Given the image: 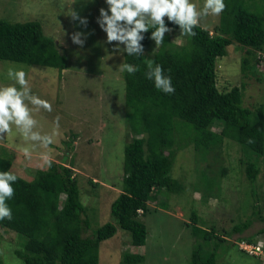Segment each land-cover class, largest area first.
Segmentation results:
<instances>
[{
    "label": "trees",
    "instance_id": "obj_1",
    "mask_svg": "<svg viewBox=\"0 0 264 264\" xmlns=\"http://www.w3.org/2000/svg\"><path fill=\"white\" fill-rule=\"evenodd\" d=\"M225 2L227 6L213 32L200 25L195 29L196 36H186L182 45L173 42L171 35L166 33L165 43L153 53L149 50L155 43L148 39L149 32L142 41L143 56L130 57L124 53L123 62L136 65L138 70L134 74H122L127 131L131 136L124 148L123 190L111 204L113 222L98 227L94 235H85L90 230L91 218L81 198L74 166L64 162L68 154L63 155V162L53 161L51 167L36 169L29 179L13 171L14 154L0 145V170L11 168L18 176L13 185L15 195L8 201L13 218L0 221V228L18 235L22 248L15 252L25 264H99L101 243L113 237L118 227L131 234L133 245L144 246L148 229L141 215L149 210L152 205L149 203H154L159 194L170 195L185 189L184 182L171 172L178 148L189 143L204 159L210 150L221 149L226 140L239 144L240 162L254 198L253 212L245 221L235 223L230 232L238 233L235 242L244 251V243L259 242L256 235L243 233L255 220H264L256 186L262 169L260 159L264 157V102L245 103L244 81L221 90L218 61L227 55L230 46H236L244 51L241 58L243 77L258 72V63L252 59L259 62V58H263L264 62V0ZM165 20L167 23V17ZM169 27L179 31L178 25L169 23ZM60 46L46 33L39 20L14 22L0 18V60L61 71L68 67L70 57L60 51ZM150 60L161 64L172 77L174 93L157 90L147 79ZM215 125L221 130H215ZM73 140H65V144L73 147ZM36 156H31V161L40 159V155ZM24 159L28 160L25 156ZM204 171L200 186L206 187L202 196L206 201L216 181L207 179ZM226 172L227 169H223V175ZM89 181L93 185L98 183L93 179ZM161 206L166 207V203ZM192 215L194 236L204 239V243L211 239L226 240L222 236L226 230L219 235L215 226L197 225L198 214ZM259 233H264V228ZM209 251L198 242L190 264H218L217 251ZM122 255L121 264H144L146 259L138 252L128 251Z\"/></svg>",
    "mask_w": 264,
    "mask_h": 264
},
{
    "label": "rangeland",
    "instance_id": "obj_2",
    "mask_svg": "<svg viewBox=\"0 0 264 264\" xmlns=\"http://www.w3.org/2000/svg\"><path fill=\"white\" fill-rule=\"evenodd\" d=\"M196 2L202 7L204 0ZM74 6L88 18L87 28L66 16ZM101 7H107L104 0H95V3L87 0H0V18L14 22L41 21L46 33L61 45L60 51L70 57L68 67L61 71L54 67L0 60V84L12 83L6 77L9 66L23 67L29 74L32 91L51 102V111L41 109L34 113L38 121L35 130L42 134L55 132L54 143L47 148L39 146L38 142L25 141L15 128L6 138L0 139V145L14 154L13 171L29 179L36 169L47 167L41 153H48L55 162H63V155L68 154L64 162L74 166L81 198L88 206L91 218L90 230L85 235H94L98 227L114 220L111 204L123 190L124 148L131 138L127 131L125 80L123 72L116 71L124 61V54L114 50L116 42L105 43L106 33L96 22ZM219 21L220 15H208L200 25L213 32ZM75 31L91 33L83 47L72 42L71 34ZM169 34L179 45L186 42V35L179 31L173 29ZM157 48L154 44L149 52L153 53ZM242 55L243 50L230 46L227 55L219 59L218 86L228 90L244 81L245 103L264 102L263 58L258 56L259 62L252 59L258 63V72L244 78ZM214 129L221 130L218 125ZM72 139L74 146L68 147L65 140L72 142ZM33 143H37L35 148H31ZM23 147H30L31 156L40 155V159L26 161ZM241 155L239 144L232 140H226L221 149L210 150L205 159L192 143L178 148L171 173L184 182L185 189L170 195L161 193L154 203H149L152 204L149 210L141 215L148 229L144 246L133 245L131 234L118 227L113 237L101 243L99 264H121L122 254L128 251L145 255L144 264H190L198 242L204 244L206 252L217 251L218 264H264V253L254 256L242 250L235 242L238 233L230 232L235 223L245 221L253 212L254 198L240 162ZM260 161L262 169L256 186L264 215V157ZM225 168L227 172L223 175ZM203 171L207 179L216 181L206 201L202 198L206 187L200 186ZM90 179L98 183L93 185ZM162 203H166V207L161 206ZM195 212L198 214L197 225L215 226L219 235L226 230L227 233L222 235L226 240L211 239L204 243V239L194 236L191 225L195 223L192 215ZM262 228L264 220L257 219L243 235H256L264 246V233H259ZM0 234V264H25L15 252L22 248L18 235L2 228Z\"/></svg>",
    "mask_w": 264,
    "mask_h": 264
},
{
    "label": "clouds",
    "instance_id": "obj_3",
    "mask_svg": "<svg viewBox=\"0 0 264 264\" xmlns=\"http://www.w3.org/2000/svg\"><path fill=\"white\" fill-rule=\"evenodd\" d=\"M87 2L95 3V0ZM104 3L107 7L99 9L96 22L106 33L105 43L116 42L114 50L127 53L130 57L144 55L145 46L142 41L145 40L146 33L150 32L148 39L154 41L156 46L164 44L165 34L173 31L169 23L178 25L181 35L195 37V29L200 26L204 17L219 16L227 6L225 0H204L202 7L198 6L196 0H104ZM66 16L71 21L78 22L79 26L87 28L88 18L82 16L77 7L69 9ZM89 35L90 32L75 31L71 34V40L83 47ZM137 70L136 65L122 62L116 71L134 74ZM6 77L12 83L0 84V139L6 138L15 128L25 141L38 142L39 146L45 148L52 145L55 132L42 134L35 130L38 121L34 117V113L41 109L51 111V102L32 91L29 74L23 67L9 66ZM146 77L157 90L165 94L175 92L172 77L166 74L161 64L150 60ZM36 146L37 143H33L31 148ZM22 151L26 158H31L30 147H23ZM41 159L51 167L53 161L48 153H41ZM17 180L18 176L11 168L0 170V221L13 218V210L8 201L15 195L13 185Z\"/></svg>",
    "mask_w": 264,
    "mask_h": 264
},
{
    "label": "built area",
    "instance_id": "obj_4",
    "mask_svg": "<svg viewBox=\"0 0 264 264\" xmlns=\"http://www.w3.org/2000/svg\"><path fill=\"white\" fill-rule=\"evenodd\" d=\"M242 247L250 254L261 255L263 253V245L260 242L256 244L244 243Z\"/></svg>",
    "mask_w": 264,
    "mask_h": 264
}]
</instances>
